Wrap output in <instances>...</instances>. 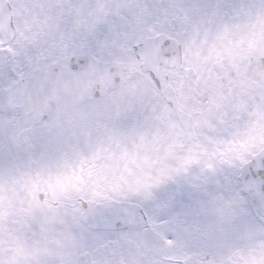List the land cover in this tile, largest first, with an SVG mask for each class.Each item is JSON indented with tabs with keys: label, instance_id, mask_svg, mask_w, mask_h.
Returning <instances> with one entry per match:
<instances>
[{
	"label": "snow or ice",
	"instance_id": "snow-or-ice-1",
	"mask_svg": "<svg viewBox=\"0 0 264 264\" xmlns=\"http://www.w3.org/2000/svg\"><path fill=\"white\" fill-rule=\"evenodd\" d=\"M0 264H264V0H0Z\"/></svg>",
	"mask_w": 264,
	"mask_h": 264
}]
</instances>
